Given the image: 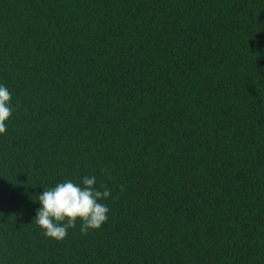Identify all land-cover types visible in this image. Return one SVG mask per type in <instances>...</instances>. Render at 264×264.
<instances>
[{
    "label": "trees",
    "instance_id": "16d2710c",
    "mask_svg": "<svg viewBox=\"0 0 264 264\" xmlns=\"http://www.w3.org/2000/svg\"><path fill=\"white\" fill-rule=\"evenodd\" d=\"M2 264H264V0H0ZM95 176L98 230L35 224Z\"/></svg>",
    "mask_w": 264,
    "mask_h": 264
},
{
    "label": "clouds",
    "instance_id": "9594fccd",
    "mask_svg": "<svg viewBox=\"0 0 264 264\" xmlns=\"http://www.w3.org/2000/svg\"><path fill=\"white\" fill-rule=\"evenodd\" d=\"M11 100V92L0 83V136L8 131L7 122L14 111ZM96 183L95 176H84L79 183L67 179L43 189L38 195L40 207L34 222L46 237L62 241L77 220L82 234L98 230L106 223L109 208L101 201L107 200L111 193L107 188L101 191Z\"/></svg>",
    "mask_w": 264,
    "mask_h": 264
}]
</instances>
